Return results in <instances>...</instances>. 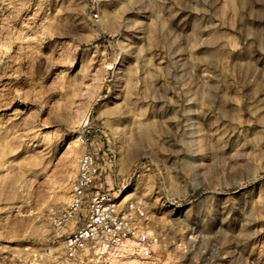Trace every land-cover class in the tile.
Returning a JSON list of instances; mask_svg holds the SVG:
<instances>
[{
    "label": "rangeland",
    "instance_id": "1",
    "mask_svg": "<svg viewBox=\"0 0 264 264\" xmlns=\"http://www.w3.org/2000/svg\"><path fill=\"white\" fill-rule=\"evenodd\" d=\"M85 150L158 235L120 264H264V0H0V264H69Z\"/></svg>",
    "mask_w": 264,
    "mask_h": 264
},
{
    "label": "built area",
    "instance_id": "2",
    "mask_svg": "<svg viewBox=\"0 0 264 264\" xmlns=\"http://www.w3.org/2000/svg\"><path fill=\"white\" fill-rule=\"evenodd\" d=\"M90 127L88 118L80 125L78 141L84 146L90 145ZM99 178L96 157L85 150L68 201L49 212L53 235L63 238L65 262L81 264L87 255L91 264H120L124 257L148 260L158 244L157 233L147 228L144 212L135 202L121 206L115 192L97 185Z\"/></svg>",
    "mask_w": 264,
    "mask_h": 264
},
{
    "label": "bare ground",
    "instance_id": "3",
    "mask_svg": "<svg viewBox=\"0 0 264 264\" xmlns=\"http://www.w3.org/2000/svg\"><path fill=\"white\" fill-rule=\"evenodd\" d=\"M142 136L144 137V138H148V135H147V132H146V130L145 129H142Z\"/></svg>",
    "mask_w": 264,
    "mask_h": 264
}]
</instances>
